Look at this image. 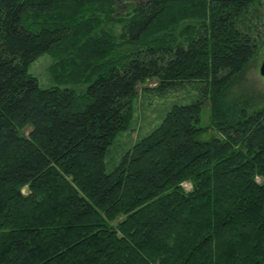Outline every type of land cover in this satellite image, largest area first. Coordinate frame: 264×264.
<instances>
[{
    "label": "trees",
    "instance_id": "obj_1",
    "mask_svg": "<svg viewBox=\"0 0 264 264\" xmlns=\"http://www.w3.org/2000/svg\"><path fill=\"white\" fill-rule=\"evenodd\" d=\"M256 1L0 0V264H264ZM148 79L194 97L107 170Z\"/></svg>",
    "mask_w": 264,
    "mask_h": 264
},
{
    "label": "rangeland",
    "instance_id": "obj_2",
    "mask_svg": "<svg viewBox=\"0 0 264 264\" xmlns=\"http://www.w3.org/2000/svg\"><path fill=\"white\" fill-rule=\"evenodd\" d=\"M127 1L128 7L134 2H142L144 0H118ZM122 13L125 11L122 8ZM242 21L247 24H251L254 31H257L264 41V0H257L255 4L249 8ZM118 29V28H117ZM116 29V31H117ZM264 55V45L257 53L254 61L250 63L239 75V85L250 89L255 92L259 98L260 104L264 102V78L258 73L259 62ZM51 58L47 53H43L32 61L28 66V72L34 75L40 85H48L51 83L50 77L47 73V68L51 63ZM156 82L154 79H148L141 86L136 87L137 96L133 101V117L130 129L121 135L115 141L113 156L114 160L112 164L106 165V169L112 168L119 157L121 149L129 147V145L139 136L150 130L156 123L159 122V115L161 111L168 106L171 102H188L195 94L192 85L183 83L180 85H174L162 92H157L154 88ZM74 91H81L85 88L83 86H74ZM201 123L203 126H210L209 108L207 104H204L201 110ZM216 136L218 135L214 129H209L204 136ZM181 186L188 190L190 188L189 182H182ZM22 192H26L25 188H22Z\"/></svg>",
    "mask_w": 264,
    "mask_h": 264
},
{
    "label": "water",
    "instance_id": "obj_3",
    "mask_svg": "<svg viewBox=\"0 0 264 264\" xmlns=\"http://www.w3.org/2000/svg\"><path fill=\"white\" fill-rule=\"evenodd\" d=\"M258 73L260 76L264 78V55L262 56L259 65H258Z\"/></svg>",
    "mask_w": 264,
    "mask_h": 264
}]
</instances>
